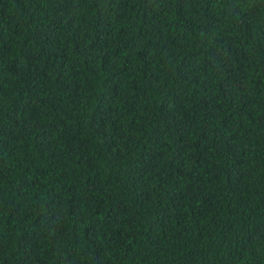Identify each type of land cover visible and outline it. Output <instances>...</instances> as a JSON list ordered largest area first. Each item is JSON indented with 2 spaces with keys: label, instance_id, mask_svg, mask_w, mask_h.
Masks as SVG:
<instances>
[{
  "label": "trees",
  "instance_id": "obj_1",
  "mask_svg": "<svg viewBox=\"0 0 264 264\" xmlns=\"http://www.w3.org/2000/svg\"><path fill=\"white\" fill-rule=\"evenodd\" d=\"M0 264H264V0H0Z\"/></svg>",
  "mask_w": 264,
  "mask_h": 264
}]
</instances>
